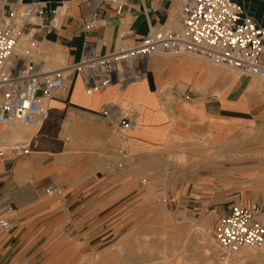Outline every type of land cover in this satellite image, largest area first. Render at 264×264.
<instances>
[{
    "label": "crops",
    "instance_id": "obj_1",
    "mask_svg": "<svg viewBox=\"0 0 264 264\" xmlns=\"http://www.w3.org/2000/svg\"><path fill=\"white\" fill-rule=\"evenodd\" d=\"M39 1L47 14L31 28L64 52L68 65L80 60L86 43L109 53L122 31L128 32L127 43L135 44L152 29L178 25L185 0ZM240 1L264 27V0ZM97 10L103 12L98 25L84 28V19ZM144 69L141 78L114 83L100 95L88 94L77 75L66 94L49 99L50 116L27 125L34 132L17 143L27 144L28 152L8 151L0 158V214L12 223L0 259H24L30 252L36 257L40 245L59 240L78 244L86 255L113 249L140 225L141 212L150 210L136 202L154 184L177 212L216 221L240 204L259 212L264 222V157H238L230 164L227 158L234 142L264 123V79L186 54L151 57ZM122 102L139 117L125 134L101 115L107 105ZM205 140L219 149L220 158L172 159L187 158L180 147ZM118 163L125 168L112 173L111 165ZM176 163L174 172L166 173ZM51 186L57 191L48 194ZM250 255L234 260L264 264V250ZM166 264L190 263L177 255Z\"/></svg>",
    "mask_w": 264,
    "mask_h": 264
},
{
    "label": "built area",
    "instance_id": "obj_2",
    "mask_svg": "<svg viewBox=\"0 0 264 264\" xmlns=\"http://www.w3.org/2000/svg\"><path fill=\"white\" fill-rule=\"evenodd\" d=\"M123 6L117 8L121 13ZM47 14L39 0H0V133L13 123L35 125L50 116L49 99L67 90L68 81L80 75L90 95H100L114 83L122 85L141 78L144 62L154 56L192 55L264 79V27L240 0H185L179 12L178 27L152 29L135 44L127 43V31L119 34L118 47L109 53L86 43L79 61L65 67L48 69L42 52L20 49L21 37L31 31ZM102 10L83 21L84 28L98 25ZM32 46L41 36L36 32ZM117 113V115H116ZM101 115L129 131L139 124L137 112L128 106L109 104ZM8 151L15 155L28 152L25 143L7 145L0 134V158ZM124 163L112 164L116 173ZM57 189H47L52 194ZM12 228L11 220L0 214V237ZM213 236L222 253L243 247L264 245V222L259 212L234 204L215 222Z\"/></svg>",
    "mask_w": 264,
    "mask_h": 264
},
{
    "label": "rangeland",
    "instance_id": "obj_3",
    "mask_svg": "<svg viewBox=\"0 0 264 264\" xmlns=\"http://www.w3.org/2000/svg\"><path fill=\"white\" fill-rule=\"evenodd\" d=\"M118 105L127 108L128 106H130V103L122 102L119 103ZM135 108L139 110L138 107ZM116 127L119 128L118 126ZM5 128L6 126L3 127L1 131H3ZM118 130L122 134L123 133L125 134L126 132L122 128H121L122 131L120 129ZM23 140L24 139L19 140V142ZM17 142L16 141L10 142V144H14ZM234 144L235 145L229 147L227 152V156H228L227 158L229 159L228 160L229 164L234 162L238 157L250 161V160H254L253 157H255L254 155L256 154H257L256 158H260L259 156H261L262 154L264 156V153H262L264 152L263 151L264 123L260 124L257 129L255 128L246 132L244 137L234 142ZM180 148L186 151V153L188 154L187 158L185 156V160L187 159L186 161H188L192 157H196L195 161H201L203 157H206L208 159L212 157V160H217L218 158L221 157L219 149L214 147V145H212L207 140L197 143H191L190 145H185ZM244 154L246 157L243 156ZM213 157L216 158L214 159ZM172 159L175 160L176 162H182V160H180V156L179 157L174 156L172 157ZM191 165L196 167L204 166V165H200L199 163H193ZM177 166L178 163L173 164L171 166L168 165L166 167V173H173L174 168H177ZM163 196H165L164 199ZM167 199L168 196L166 195V193L164 191L158 190V187L155 184L153 186L148 187V189L137 199L136 205L138 207H143V208L148 207L150 210L148 212L142 211L141 212L142 221L140 225H138L135 228H132L126 235H124V240H125L124 243L114 247L109 251L107 250L108 252L99 253L96 255L93 254L86 255L82 253L80 246L76 243L72 244L71 242H67V241L65 242L58 241L57 243L48 242L39 246L38 249L39 253L36 255V257H34V255H32L33 253L30 252L26 255V258L24 259H10V258L0 259V264H105V263L133 264L132 261L128 258L129 257L128 255H131L133 252L138 251L141 248L144 250L146 249L144 248V246H141V248L137 246L139 244H142L144 239L147 238L146 234H150L149 236L151 238L153 237L152 239L156 240L154 243H151V246H155V248L153 250H150V252L148 251L149 253L147 254L149 258L147 257V262L146 263L141 262L140 264H166L167 257H170L171 254L173 255L174 253L176 254V256L177 255L185 256L190 264H237L234 259L235 257L241 255V252L244 251V252L256 253L264 250V245H262L260 247H246V248L244 247L241 251H236L229 254L222 253L217 241L214 240V236H213V228L216 221L211 220L209 216L200 213L196 215L183 213L186 215V220L182 223L176 221L175 217L177 216L178 212L175 211L172 207H168ZM179 213L181 214V212ZM136 214H140L139 211ZM204 218L207 220L206 229L210 235L209 240H201L200 233L196 229L191 228L192 220L200 221L203 220ZM163 232L166 233L167 236L165 235L164 239L159 240V237L161 236V234L159 233H163ZM2 238L3 236L0 237V247L2 245L1 242ZM208 242L209 243L213 242V243L208 244ZM206 247L209 248L211 247V251L213 252L211 256L206 255V250H205ZM104 256L105 258H103ZM113 256L116 257L114 258ZM107 257L109 258L111 257L110 261ZM93 259L96 261H94Z\"/></svg>",
    "mask_w": 264,
    "mask_h": 264
},
{
    "label": "bare ground",
    "instance_id": "obj_4",
    "mask_svg": "<svg viewBox=\"0 0 264 264\" xmlns=\"http://www.w3.org/2000/svg\"><path fill=\"white\" fill-rule=\"evenodd\" d=\"M175 19V18H174ZM170 21V20H169ZM36 29H32L30 32H27V33H24L21 37V41H20V49L21 50H24L26 51L27 49H30L32 50V53L33 54H36V52L39 50L40 52H42L41 54V58L46 61V68L48 69H55V68H60V67H65L67 66V62H66V54L60 50H58L56 48V46L54 44H47V41L44 39L40 40L38 42V46H32V41L36 40ZM177 56V55H175ZM254 79V78H253ZM68 84V83H67ZM67 93V90L64 92V93H61V95H64ZM167 93V92H166ZM251 129V128H250ZM5 130V133H4V141L5 143H9L10 142H14V141H19V140H22V139H28L31 134L34 132V128H31L30 126H27L25 124H22V123H13V124H10V125H7L6 128L4 129ZM247 131V129H245ZM252 130V129H251ZM253 132V131H252ZM248 134V133H247ZM2 135V134H1ZM208 135V134H207ZM3 137V135L1 136ZM206 137V136H205ZM233 139V138H232ZM231 139V140H232ZM237 139V138H236ZM229 141V140H228ZM213 143V142H212ZM264 151V150H263ZM264 153V152H262ZM241 154V153H240ZM254 154V153H253ZM249 155V154H248ZM252 155V154H251ZM257 155V154H256ZM256 155H254L256 157ZM261 155V154H260ZM185 154H180V160L184 161L185 160ZM242 156V155H241ZM244 157L245 154L243 155ZM263 156V154L261 156H259L260 158ZM179 157V156H178ZM233 157V156H232ZM248 157V156H247ZM264 157V156H263ZM262 157V158H263ZM214 159L216 157H213ZM230 158V157H229ZM237 158V157H236ZM261 158V159H262ZM259 171V170H258ZM261 171V170H260ZM162 172V171H161ZM261 173V172H260ZM163 174V173H162ZM165 175V174H163ZM164 177V176H163ZM164 179V178H163ZM264 179V177H263ZM150 187V186H149ZM152 189V188H151ZM150 191V190H149ZM165 198V196H163V199ZM168 211V210H167ZM187 211V210H186ZM186 212H181V214L178 212L177 216L175 217V220L176 221H179V222H184L186 220V215L183 214ZM171 215V213H170ZM169 219V218H168ZM198 220V219H197ZM168 222V221H167ZM191 228L192 229H196L199 233H200V239L201 240H209L210 239V235H209V232L207 231L206 229V225H207V220L204 218L203 220H200V221H191ZM169 223V222H168ZM174 223V222H173ZM167 230V229H166ZM61 231V230H60ZM165 231V230H164ZM170 231V230H169ZM168 231V232H169ZM55 233V232H54ZM145 233V232H144ZM171 233V232H170ZM161 234V236L159 237V240L161 239H164L165 238V235L167 236L166 233H159ZM189 234V233H188ZM54 235V234H53ZM150 234H146L147 238L144 239V241L142 242V244H139L137 245L138 247L141 248V246H144V248H146L145 250L144 249H139L138 247V251H135L133 252L131 255H128L129 259L132 261L133 264H140L141 262H144L146 263L147 262V257H148V254L150 252V250H153L155 248V246H151V243H154L156 240L155 239H152L150 236ZM167 238V237H166ZM173 239V238H172ZM213 240V239H212ZM215 240V239H214ZM60 241V240H59ZM72 241V240H71ZM125 241V240H124ZM165 241V240H164ZM75 242V241H74ZM78 243V242H77ZM137 243V242H136ZM203 243V242H202ZM207 243V242H206ZM213 243V242H211ZM208 242V244H211ZM216 243V242H215ZM214 243V244H215ZM68 244V243H67ZM73 244V243H72ZM127 244V243H126ZM206 245V244H205ZM204 246V245H203ZM65 247V246H64ZM68 247V246H67ZM135 247V246H134ZM66 248V247H65ZM70 248V247H69ZM160 248V247H159ZM158 248V249H159ZM244 248V247H243ZM242 248V249H243ZM246 248V247H245ZM77 249V248H76ZM157 249V248H156ZM242 249H240L239 251H241ZM111 250V249H109ZM108 250V251H109ZM179 250V249H178ZM206 250V255H210L213 254V252L211 251V247H206L205 248ZM72 251V250H71ZM77 251V250H76ZM106 251V252H108ZM149 251V252H148ZM160 251V250H159ZM118 252V251H117ZM158 252V251H156ZM250 253L252 252H241V256H248L250 255ZM257 253V252H256ZM119 254V253H118ZM117 254V255H118ZM262 254V253H261ZM105 255V254H104ZM155 255V254H154ZM160 255V254H159ZM162 255V254H161ZM168 255V254H167ZM165 255V256H167ZM109 256V254H108ZM169 256V255H168ZM251 256V255H250ZM112 257V256H111ZM110 257V258H111ZM114 257V256H113ZM116 257V256H115ZM114 257V258H115ZM176 257V254L174 253L173 255L171 254L170 257H167V262H170L172 261L174 258ZM207 257V256H206ZM105 258V256L103 257ZM110 261V258L107 257ZM149 258V257H148ZM152 258V257H151ZM150 258V259H151ZM154 258V257H153ZM166 258V257H165ZM236 258V257H235ZM124 259V258H123ZM157 259V258H156ZM155 259V260H156ZM94 260V259H93ZM98 260V259H97ZM105 260V259H104ZM152 260V259H151ZM163 260V259H162ZM241 260V259H240ZM238 259V261H240ZM245 260V259H244ZM96 261V260H94ZM166 261V260H165ZM227 261V260H226ZM243 261V260H241ZM81 262V261H80ZM237 262V261H236ZM229 263V261H228ZM239 263V262H237ZM106 264V263H105Z\"/></svg>",
    "mask_w": 264,
    "mask_h": 264
}]
</instances>
